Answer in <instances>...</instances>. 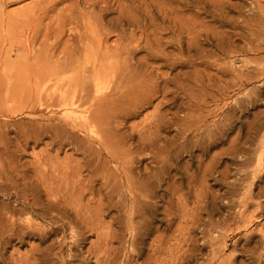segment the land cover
Returning a JSON list of instances; mask_svg holds the SVG:
<instances>
[{
  "label": "bare ground",
  "instance_id": "1",
  "mask_svg": "<svg viewBox=\"0 0 264 264\" xmlns=\"http://www.w3.org/2000/svg\"><path fill=\"white\" fill-rule=\"evenodd\" d=\"M48 1L37 2L34 7L23 10L20 19L5 22L4 31L20 30L18 34L25 37L28 69L34 82L30 85L28 78V88H31L26 91L30 92L25 103L28 113L48 112V116L31 120L28 128H16L13 131L16 145L5 140V131L0 132V191L7 188L4 182L9 183L22 205L40 212L56 229L48 232L37 230L41 227L35 230L30 224L25 227L23 222L0 211V249L11 240L33 236L43 244L49 235L58 234L57 228L65 220L81 227L78 235L82 241L87 238L85 234L97 236L95 243H98H92L88 251L96 254V264L102 261L116 264L118 249L110 252L108 246L115 240L123 242L127 232L134 236V252L138 240L149 236L152 230L161 232L157 221L165 223L163 231L156 235L155 242L161 243L155 249L157 254L165 252L162 244L166 246L172 241L168 231L175 220L180 227L190 225L186 233L179 229L178 236L183 238L179 242L191 240L197 227H204L201 234L205 237L210 222L204 221L201 213L212 205L208 201L210 193L199 189L194 195L195 206L190 208V196L183 181L187 180L188 189L196 188L199 175L190 172L191 164H181V160L184 154L193 157L194 153H200L195 155L199 171L205 163L203 156L222 143L220 122H214L213 117L212 125V119L209 121L211 128L206 124L208 100L215 102L219 96L209 94L215 84H211L212 73H208L209 82H206L200 75V79L190 76L194 80H189L159 72L193 58L211 65L218 63L217 55H209L207 48L215 43L214 48L225 51L227 34L213 31L212 25L200 16L208 14L214 21L222 20L228 7L210 5L211 0ZM244 23L250 30L249 21ZM139 52L144 54L139 56ZM224 72H219L220 78ZM159 98L154 105L155 112L148 114L143 123L132 122ZM172 128L175 135H166ZM43 137L50 139L49 145L56 147L57 153L70 148L80 158L70 156L71 159L58 162L53 155H47L38 161L35 182L18 172L15 180L16 154L22 152L23 143L27 146ZM260 146L259 166L264 164V138ZM230 149L236 157L235 146ZM219 155H213L210 166L203 167L202 178L214 175L217 179L222 175L216 166ZM145 162L148 165L141 167ZM173 171L179 174L172 176ZM41 192L46 195L44 204L39 202ZM69 212L73 213L71 219L67 217ZM158 215L162 219H157ZM106 218L111 219L110 225L105 223ZM252 218L250 215L245 222H252ZM114 224L119 226L120 234L111 229ZM56 243L60 242L53 241L52 250ZM47 249L33 248L32 254L21 257L17 264H48L51 255L47 257Z\"/></svg>",
  "mask_w": 264,
  "mask_h": 264
},
{
  "label": "rangeland",
  "instance_id": "2",
  "mask_svg": "<svg viewBox=\"0 0 264 264\" xmlns=\"http://www.w3.org/2000/svg\"><path fill=\"white\" fill-rule=\"evenodd\" d=\"M44 1L45 0H0V132H2V130L5 131L4 133L7 134L5 140L8 139L10 143L15 145L17 141L15 138L16 134L13 131H15L16 128L18 130L19 128L22 129V126H24L23 128H28L30 126L28 122L33 119L40 120L45 119L44 117L47 118L48 112L39 111L31 115L28 113V104L25 105V103H28L26 101L29 97L27 94L30 95V92L26 91L31 89L28 88L29 81H31L30 85H33L34 82L31 78L30 69H28L30 65L28 64V57L26 54L25 37L18 34L21 33L20 30L17 31L12 29L7 30V32L4 31L6 30L5 25L9 24V20L13 21L14 18L20 19L19 14L23 10L34 7L37 2L43 3ZM47 1L48 0H46L44 4H46ZM212 3L228 7L222 20L219 19L214 21L208 14H202L203 16H200L203 21L205 20L209 23L210 27L212 25V30L215 29L213 31L227 34L225 39L227 44L224 42L225 51H219L214 48L215 43H213V46H208L207 48V53L209 55L213 53L217 55L219 59L217 61L218 63L215 62L216 64L211 65L202 60L193 58L195 60L193 61V59H191L192 62L177 63L172 67L162 68L159 72L160 74H168L174 77L179 76L181 78L192 76L194 79H200L202 76L206 82H209L208 76L212 73L211 84H215L212 85L213 89L210 88L209 94L213 92L212 95L215 93L214 95L219 97H217V101H215L217 103L208 100L207 112L212 118L207 115L206 112V124L211 128L210 124L212 125L216 121L220 122L222 143L214 150H209V153L203 156V158L205 157V163H203L202 169L199 171L195 155H199L200 153H194L193 157L190 154H184L181 160V164L186 162L190 163V172L195 171V173L199 175L197 176L196 188L193 186L192 189H188L187 180L183 181L185 190H187L190 196V208L195 206V192H198V190L202 188L210 193L208 201L212 202V205L210 204L212 207L209 206L206 211H202L201 213V218L204 221L210 222V226L205 231V237H202L201 234V230L204 229V227L199 229H197V227L196 231L191 234V237H193L191 240L179 242L178 240L183 239L178 236L179 229L182 228L186 233L190 225L185 224L180 227L178 220H175L170 231H168V235L172 237V241L167 243L166 246L162 244V247L166 248L163 254L156 253L155 249L158 248V245L161 243L159 244L158 241L155 242V239L165 228L164 222L157 221L156 225L161 227V232L158 233L156 230H152L149 236L138 240L137 245L134 247V252H132V244L135 243L134 236L127 232L124 236V240H122L123 242L115 240L108 246L110 252L112 249H118L115 253L116 258H118L116 264H128V261L129 264H264V164L260 166L257 165L258 154L260 153L259 150H261L260 145L264 138V2L259 3L254 0H211L210 5ZM210 10L211 8L209 11ZM260 10L262 11L260 12ZM190 13L192 14V12ZM226 20H228V22H226ZM247 20L251 27L250 30L244 23V21ZM9 31L10 34L8 35ZM228 40H231L232 45ZM232 46L234 48L236 47L237 50L232 49ZM227 51L233 54L231 55ZM234 52L238 54L236 55ZM143 54V52L138 53L139 56ZM218 55L221 56L219 57ZM26 64H28V66H26ZM157 65L155 64L154 66L158 67ZM215 65L217 68L213 67ZM219 68L223 72L225 71L224 77L222 78H220L219 74V72L222 71ZM184 72L186 73V77L184 76ZM235 72L236 75L234 74ZM208 73L210 74L208 75ZM240 75L242 76L240 77ZM28 78H30V80ZM188 79L191 80L190 78ZM218 79L219 84H217ZM221 80L222 82L220 83ZM220 90L221 92H219ZM159 100L160 98L154 102L151 108L145 111L146 113L144 112L142 116L132 122L134 124L143 123L148 114L151 115L155 112L154 105H156ZM219 118L220 120H218ZM211 119L212 122L209 124ZM170 130L169 133L165 134L173 137L176 132L174 128ZM34 142H29L30 144L28 143L27 146L23 143L22 152L20 151L16 154L15 163H17V170L15 169V176L13 175L15 180H17L16 174L20 173V175L31 178L35 182L34 179L38 176L36 171V169L38 170V161L44 159L47 155H55L54 157L56 158L53 156L51 157L58 162L67 161L71 159L69 158L70 156L72 159L80 158V156L78 157L73 154V150L70 148H66L57 153V148L49 145V138L43 137L37 140V143ZM47 145L50 148H48ZM232 146H235L237 149L236 157L232 155L230 149ZM23 148L26 151L24 150L23 152ZM216 153L221 155H219V163L216 166L217 170L222 173V177L220 176L216 179L214 175H208L206 179L202 178L205 167L210 166L211 159ZM146 163L147 162L142 164L141 167L144 168ZM2 164L6 165V162ZM1 168L0 171H2ZM175 174H179V172L173 171L172 176ZM18 182H21V179ZM4 184L7 185H4V187L7 188L4 190L6 193L3 191L2 194L0 191L1 212L8 213L9 215L7 214V216H10L9 218L14 217L18 222H23L25 227L30 224L31 228L33 227L35 230L37 227H41L37 228V230H45L48 232L56 229L55 225L50 224L49 219L46 220L40 216V212L32 208L30 209L29 206L22 205L18 200L17 194L11 189L12 186L6 182H4ZM33 185L35 184L33 183ZM33 185L32 187H34ZM8 193H10V195ZM45 201L47 202L46 195L41 192L39 194V202L44 204L46 203ZM230 201L232 203H230ZM23 207L26 210H24ZM10 210H13L12 212L15 210V214H12ZM212 210L215 212L213 216L211 215ZM20 211H24V214ZM204 212H208V215ZM19 214L21 215L18 217ZM112 214L114 213L112 212ZM209 215L213 218L209 219ZM250 215L253 216L252 222L246 223L245 221ZM67 217L71 219L73 213L69 212ZM157 219H162V215H158ZM254 219L255 221H253ZM28 220L31 222H28ZM110 222V218L105 219L107 225H110ZM59 226L60 227L57 228L59 231H57L58 234L53 237L49 235V237L46 238L47 241L45 240L43 244L34 236L27 237L24 240L14 239V241L11 240L12 242L9 241L6 245L3 244L0 249V264H17L21 257L27 254L31 255L33 248L40 246L49 249H47V257L48 254L49 256L51 255V260L48 259V264H96V254H90L88 251L89 248L94 245L92 243L97 241V236L89 237L88 234H85L87 238L82 241L78 235V232H82V229L78 224H72L65 220L61 222ZM111 229L117 231L118 234L121 233L119 226L116 224L112 225ZM105 231L107 230H104V232ZM53 241L60 242V245L56 243L55 248L52 250L51 245ZM94 247H96V245ZM52 255L54 257H52ZM155 260H158V262H154ZM100 264H105V262L102 261ZM113 264H115V262Z\"/></svg>",
  "mask_w": 264,
  "mask_h": 264
}]
</instances>
